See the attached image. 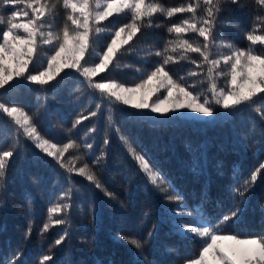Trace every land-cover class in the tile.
I'll list each match as a JSON object with an SVG mask.
<instances>
[{"label":"snow or ice","instance_id":"obj_1","mask_svg":"<svg viewBox=\"0 0 264 264\" xmlns=\"http://www.w3.org/2000/svg\"><path fill=\"white\" fill-rule=\"evenodd\" d=\"M56 3L64 10L63 24L59 29L54 28L48 19ZM56 3L51 0H0V26H3L0 28V90L8 92L23 82H31L46 91L44 86L69 69L83 77L81 83L97 100L94 108L82 110L74 117L71 127L65 129L69 133L67 142L60 144L41 134L33 115L16 104L0 100V115L8 118L5 123L12 136L10 143L6 138L0 143V202L7 197V171L13 157H18L22 148L31 145L64 170L68 185L57 197V202L48 208L47 219L40 229L41 236L54 225H69V209L79 192L73 173L88 181L93 192L98 189L105 197L118 199L99 175L105 168L109 138L114 132L133 161L137 174H142L145 183L158 195L171 230L185 239L198 240V255L185 260L184 264H264V234L242 237L238 233H229L226 227L241 217L258 178H264V162L258 164L248 179L232 189L238 204L216 223L205 214L203 205L188 206L183 195L155 166L147 152L137 150L134 141L122 133L114 119V113L153 121H159L160 117L177 119L189 113L203 118L218 115L217 109L220 108L232 116L251 109L264 121V0H251L252 28L245 32L249 43L244 48L220 39L217 29L230 23L222 20L223 5L245 9L248 7L246 0H187L178 6H166L160 0H56ZM12 6L17 7L8 14L7 10ZM185 13L189 15L167 25V32L173 38L166 41L164 48L146 52L147 56L163 57V61L150 70L137 69L140 76L132 85L100 75L114 62L115 67H120V57L126 53L139 55L143 51L130 44L134 38L138 39V33L143 35V28L165 26L166 20ZM157 16L163 19L154 23L153 18ZM112 17L124 22L113 27L116 22L110 20ZM189 33L194 36L188 38ZM43 46H47L46 66L40 55ZM183 60L196 65L197 70H189V77L204 73L201 83L207 81L206 93L190 90L194 85H188L185 77L174 78L166 70L170 63ZM97 76H100L99 80L94 79ZM221 78L223 85L218 83ZM104 108H107L108 116L103 146L100 154L89 163L84 157L93 148L89 140H95L96 123H92L80 142L72 138V134L84 121L99 119ZM150 113L160 116L152 117ZM168 113L172 115L168 116ZM81 148L86 151L81 153ZM70 151L76 155L66 157ZM78 161L83 162L77 166ZM233 175L239 173L234 171ZM28 208L31 211V202ZM155 229L153 225L144 240L124 233H120L117 239L130 245L138 256H143ZM32 231L33 222L29 219L24 239L27 240ZM68 236V228L64 227L63 234L55 239L53 246L61 245ZM21 255L17 252L6 260V264H22ZM51 260L52 256L45 254L40 264H48ZM137 264L151 262L145 258L144 261L138 260Z\"/></svg>","mask_w":264,"mask_h":264},{"label":"trees","instance_id":"obj_2","mask_svg":"<svg viewBox=\"0 0 264 264\" xmlns=\"http://www.w3.org/2000/svg\"><path fill=\"white\" fill-rule=\"evenodd\" d=\"M160 2L166 6H178L187 0ZM246 3L248 7L245 9L224 4L221 17L230 23H224L217 29L220 39L241 48L248 45L245 32L252 28L251 0H246ZM15 7H10L8 14ZM187 15L177 14L159 28H143V35L138 33V39L130 42L138 51H143L139 55L126 53L120 57V67H115L114 62L100 75L126 85L133 84L140 76L137 69L150 70L163 61V57L147 56L146 52L162 50L166 41L173 38L167 32V25L177 23ZM153 19L154 23H159L163 17ZM110 20L116 22L113 27L124 22L118 17ZM193 36L188 34V38ZM40 55L46 66L47 46H43ZM191 55L195 57L196 54ZM166 70L174 78L185 77L188 85H194L190 90L207 92V81L201 83L204 73L197 77L188 76L189 70H197L190 60L170 63ZM61 77L44 86L46 91L30 82H23L8 92L0 90V100L16 104L33 115L41 134L58 144L67 142L69 133L65 129L71 127L74 117L82 110L94 108L97 100L81 83L83 77L75 71L66 70ZM94 79L99 80L100 76ZM218 83L223 85V78ZM217 111V117L209 121L191 117H160L159 121H153L114 113L122 133L134 141L137 150L147 152L155 166L183 195L188 206L203 205L205 214L216 223L238 204L232 189L248 179L258 164L264 162V121L259 115L251 109L235 116L227 115L220 108ZM150 115L160 116L158 113ZM107 116V108H104L99 119L84 121L72 134V138L80 142L92 123H96L95 140H89L93 148L84 157L89 163L100 154ZM7 119L0 115V143L5 138L9 143L12 140L11 130L5 123ZM85 151L83 148L80 150L81 153ZM70 154L76 155L71 151L65 155ZM82 162L78 161L77 166ZM104 164L105 168L99 175L118 199L111 200L98 189L93 192L88 181L73 173L79 192L69 209V225H54L41 236L40 229L47 219L48 208L68 187L66 174L51 157L35 149L34 145L22 148L8 168L7 197L0 202V264H6V260L17 252L22 253V264H40L45 254L52 256L48 264H137L138 260L144 261L145 258L151 264H184L185 260L198 255V240L185 239L171 230L158 195L145 183L142 174H137L133 161L114 132L110 134ZM234 171L239 175L234 176ZM29 219L33 222V231L26 240L24 232ZM153 225L156 226L154 236L147 241L143 256H138L130 245L117 239L120 233H124L144 240ZM64 227L68 228L69 236L61 245L53 246L55 239L63 234ZM226 227L229 233H238L242 237L264 234V178H258L241 217Z\"/></svg>","mask_w":264,"mask_h":264},{"label":"rangeland","instance_id":"obj_3","mask_svg":"<svg viewBox=\"0 0 264 264\" xmlns=\"http://www.w3.org/2000/svg\"><path fill=\"white\" fill-rule=\"evenodd\" d=\"M51 3H56V0H51ZM48 19L54 25V28L59 29L62 26L63 20H64V10H63L61 4L56 3V7L53 10V14ZM66 70H69V69H65V71ZM72 71H74V70H72ZM130 85H132V84H130ZM183 111H188V110H183ZM169 114H172V113H168L167 115H169ZM186 117H189V118L191 117V118H196V119H200V120L209 121V120H212V119L216 118L217 115L214 114L212 117L200 118L199 114L189 113V115H187Z\"/></svg>","mask_w":264,"mask_h":264}]
</instances>
